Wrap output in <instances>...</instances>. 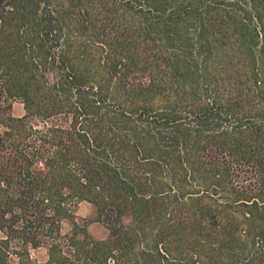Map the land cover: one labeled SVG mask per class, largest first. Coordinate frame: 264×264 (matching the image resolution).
Instances as JSON below:
<instances>
[{
    "label": "trees",
    "instance_id": "16d2710c",
    "mask_svg": "<svg viewBox=\"0 0 264 264\" xmlns=\"http://www.w3.org/2000/svg\"><path fill=\"white\" fill-rule=\"evenodd\" d=\"M0 129V264H264V0H0Z\"/></svg>",
    "mask_w": 264,
    "mask_h": 264
},
{
    "label": "rangeland",
    "instance_id": "374dc122",
    "mask_svg": "<svg viewBox=\"0 0 264 264\" xmlns=\"http://www.w3.org/2000/svg\"><path fill=\"white\" fill-rule=\"evenodd\" d=\"M210 92L215 91L212 89ZM222 92H224V90ZM12 114L16 118H22L26 115L24 104L21 101L18 100L14 102ZM74 210L81 223H84V221L88 222L89 233L94 239H107V221L104 222L100 218L94 206L88 202H82ZM70 228L71 226L68 222L63 224L64 233H67ZM2 236L3 235L0 233V238ZM7 252H9L8 262L11 264H46L49 260L48 248H10Z\"/></svg>",
    "mask_w": 264,
    "mask_h": 264
}]
</instances>
